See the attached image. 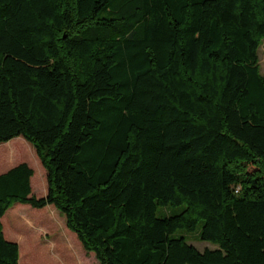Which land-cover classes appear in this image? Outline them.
Masks as SVG:
<instances>
[{
  "label": "trees",
  "instance_id": "16d2710c",
  "mask_svg": "<svg viewBox=\"0 0 264 264\" xmlns=\"http://www.w3.org/2000/svg\"><path fill=\"white\" fill-rule=\"evenodd\" d=\"M263 40L264 0H0V144L47 169L42 196L29 162L0 172V264L17 202L100 264H264ZM199 226L217 247L176 234Z\"/></svg>",
  "mask_w": 264,
  "mask_h": 264
},
{
  "label": "rangeland",
  "instance_id": "374dc122",
  "mask_svg": "<svg viewBox=\"0 0 264 264\" xmlns=\"http://www.w3.org/2000/svg\"><path fill=\"white\" fill-rule=\"evenodd\" d=\"M260 63L264 73V40L260 47ZM23 147L25 157H18L12 151ZM27 161L35 169L32 176L33 194L47 192V169L42 164L35 146L19 135L0 144V172ZM184 204L159 206L158 214H173L182 211ZM5 214L11 215L14 237L21 247L22 255L35 264H100L94 251H88L77 233L66 223V215L54 204L35 207L30 203L17 202ZM201 225V223H200ZM200 226L192 231L179 228L176 234H185L199 249L217 247L215 242L201 239Z\"/></svg>",
  "mask_w": 264,
  "mask_h": 264
},
{
  "label": "crops",
  "instance_id": "0c3cea01",
  "mask_svg": "<svg viewBox=\"0 0 264 264\" xmlns=\"http://www.w3.org/2000/svg\"><path fill=\"white\" fill-rule=\"evenodd\" d=\"M11 218H12L11 215L4 214L2 216V222H3V229H4V233H5L6 237L11 239V240H14L13 239L14 232H13V225L11 222V220H12ZM21 259H22V252H21V247H20V258H19L20 264H22Z\"/></svg>",
  "mask_w": 264,
  "mask_h": 264
}]
</instances>
